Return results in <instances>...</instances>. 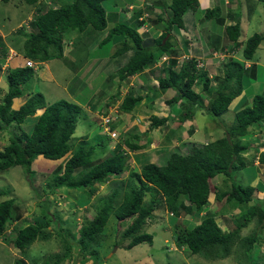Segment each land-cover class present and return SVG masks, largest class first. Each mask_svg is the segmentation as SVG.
I'll return each mask as SVG.
<instances>
[{
	"label": "trees",
	"instance_id": "obj_1",
	"mask_svg": "<svg viewBox=\"0 0 264 264\" xmlns=\"http://www.w3.org/2000/svg\"><path fill=\"white\" fill-rule=\"evenodd\" d=\"M8 1L2 0L4 4ZM24 1L35 8L38 7L39 10L31 24L33 32L25 38L22 57L20 55L15 57L18 59V67L7 69L8 92L3 96L0 104V134L7 132L12 125L19 129L29 117L39 112L40 115L30 134L21 130L20 134H14L8 140V145L0 149V173L20 166L24 173L32 178L35 173L31 165L35 158L58 161L70 153L71 140L78 121L85 119L86 116L81 106L74 101L59 100L47 104L43 96L37 93L27 95L24 103L15 108V101L23 95L22 86L34 75L33 69L26 66V60L46 62L59 59L63 54L65 32L81 33L89 27L95 31H103L107 28L108 19L102 6L107 0H72L68 4L54 8L43 5L40 3L41 0ZM258 1L264 3V0ZM141 6L139 10L127 8L118 13L121 14L118 18L125 13H131L129 18L134 19L138 24L133 26L115 24L103 40V43H107L114 35H119L130 44L118 48L113 55L120 56L132 51L130 59L117 70L118 76H116L123 80L147 68H160L164 65L163 76L158 78V86L161 90L172 89L176 92V96L168 100L167 104L174 105L178 101L183 103L184 108L178 118L180 124L192 119V115L197 110L214 119L220 118L228 111L232 102L242 94L245 65L237 59H229L223 65L222 75L211 78L204 70L205 62L200 69L196 68L195 60H188L177 68L175 59H170L169 62H162L157 67L165 57L164 54L177 57L172 49L171 37L165 38L172 26L183 29L182 16L188 9L197 7V0H171L166 17L167 30L155 41L154 47L144 46L145 36L137 32L140 26H144L142 13H147L153 5L151 0H147ZM214 13H217V10L207 11L205 17L209 19L216 17L213 16ZM240 31L237 22L225 28L228 40L233 43L238 41ZM263 42L264 34L255 33L249 37L244 42L242 58L252 59ZM153 50L158 52L157 55ZM7 52L8 50L0 42L1 63ZM212 82L216 83L215 87L212 86ZM198 87L200 91L196 92L194 89ZM203 97H207V102ZM141 100L140 97L128 94L122 100L119 112L134 113ZM192 107L196 110H190ZM91 121L93 124H101L99 117H92ZM164 121L165 119L152 116L149 129L159 127ZM259 125L264 127V93L255 95L250 105L244 106L234 114L233 123L224 128L222 137L202 145L191 142L185 151L175 148L166 156L162 165L148 163L139 171L129 170L130 157L126 154L145 148L138 144L135 135H124L120 131L117 137L118 145L112 150L113 152L108 153V150H103L101 154L95 150L97 144L91 145V141L83 140L82 144L64 161L61 172L53 176L46 186L49 193L57 190L62 193L82 190L88 196H92L97 192L98 186L106 181L110 179L121 181V185L101 199V206L98 207L96 215L82 227L75 242L79 246L80 255L92 257L94 264L97 260L95 248L100 246L111 216L116 219L118 225L128 227H126L127 231L116 240L115 248L130 250L142 243L152 245L153 236L145 232L143 227L148 219L156 215L157 210L166 211L174 217L176 232L173 233V241L176 248H186L190 254L201 256L206 260L226 259L233 253L232 249H235L237 231L240 232L252 219H256L261 229L264 225V209L261 203L249 206L256 199L255 187L250 185L242 187L232 177L235 172L247 166L243 154L250 150L252 143L250 144L245 138L249 134H254L252 127ZM110 130H116L114 124L110 125ZM258 144L254 154L256 156L259 153L258 162L264 166V145L261 142ZM221 175L232 180L230 190L219 191L216 184H210ZM212 195L216 203L224 201L233 208L237 205L244 207L241 208L243 213L240 215V222L235 225L237 230L222 231L217 219L220 217L218 216L220 211L205 212L199 218L200 221L191 228L179 221L181 215L198 216L199 213L207 210ZM4 196L7 194L0 192V198ZM146 197H149L148 200ZM44 202L48 204L47 200ZM21 206L16 203L15 197L0 201V238L5 237L8 225L15 223L21 217ZM40 207L42 222L33 221L21 228L13 225L12 246L21 253H25L36 241L50 240L53 235L51 230L47 229L51 223H59L56 214L49 215L46 206ZM226 225L229 227L227 223ZM58 235L62 237L64 252L47 256L44 264H62L65 259L71 258L73 243L70 242V234L60 231ZM255 239L254 233L244 238L240 246L248 247L243 250L248 258L257 240ZM248 258V264H251L252 260ZM16 264L25 263L20 258L16 260Z\"/></svg>",
	"mask_w": 264,
	"mask_h": 264
},
{
	"label": "rangeland",
	"instance_id": "obj_2",
	"mask_svg": "<svg viewBox=\"0 0 264 264\" xmlns=\"http://www.w3.org/2000/svg\"><path fill=\"white\" fill-rule=\"evenodd\" d=\"M71 1L72 0H68L67 2L70 3ZM112 1L113 0H109L106 3V6L112 4ZM240 2L244 3L245 0H241ZM40 3H42L43 5L45 4L42 0ZM31 9L35 10L36 12L39 10V8L36 9L33 6L26 4L24 0H9L5 4L0 3V25L4 24L5 28L10 29V33H6L4 29L0 27V42L2 43L3 47L8 50L7 53L16 51L18 54L20 53L19 55L22 57L21 51L24 48L25 38L33 32V28L31 27L32 22L28 24V27L23 24V26L17 27L15 30L13 25L17 20L15 18L21 17L23 14L28 13V11H30ZM195 9L196 8H194L193 10ZM4 10L8 13V15L2 16L1 12H3ZM35 14L36 13H34V18L35 16H37ZM252 19H257V15L255 14V12H253L252 14ZM257 24L259 26V23ZM258 31L259 29L254 30L253 32L255 33ZM69 32L70 31L65 32L64 35ZM252 33H250V37L254 34ZM14 35H16L17 37H15ZM12 38H14L13 42H11L10 40ZM103 46L107 49L109 48L108 44H104ZM263 47L264 45L261 48H258V51L256 53V57L260 58L261 60L263 59L262 57H264ZM79 51V49L74 50L73 54L75 56V60L72 62L71 66L67 63L69 59L49 60L50 69L52 68L54 71V79L51 81L42 79L40 76V70L33 71V77L30 78V80L22 86V97L25 96V92H35L37 94H41L47 104L59 100L74 101L69 96V93L63 90L62 86H67L71 81V78H73V68L78 69L80 67L77 64L79 60L78 62L76 60L78 58ZM153 51L157 55L158 52H156L155 50ZM81 52L82 50L80 51V53ZM92 56H94V53L92 54ZM95 56L97 58H106V55H103V53L101 52H97ZM253 60H255V58ZM63 61L65 62L63 63ZM1 64L2 63L0 62V65ZM13 68H16V66H10V69ZM90 70L92 69L89 68L88 71ZM259 72L261 76L264 70L260 69ZM6 73L7 69L0 68V104L2 102L3 96L8 92ZM116 75L117 73H115L114 77ZM112 79V77H103L94 82H102L108 85H110L111 83L115 84V80ZM262 79L264 80V78ZM262 79L260 80L261 84L259 83L256 85L257 89H259L262 85ZM27 95L29 94H26V96ZM92 95L93 92L90 93L88 84L85 83L80 96L77 94L75 96L76 101L74 102L81 106L84 111V106L87 103H90L89 101L92 98ZM203 98L204 101L207 102V97ZM101 111L102 109L99 110L100 113ZM111 111L114 112L113 114L112 112H109V116L111 118H115L113 119L114 121L112 122V124H114V126L116 127L118 126L117 120L120 116V113L118 112V114H116L117 107L114 106H112ZM177 112L178 111H176V113ZM84 116H86V119L82 118L78 121V125L71 140L72 150L67 154L65 158L58 161H49L43 159L42 157L35 158L31 165V169L35 173L32 178H30L29 175L25 174L23 168L20 166L12 167L0 173V192L7 194V196H4V198L15 197L16 203L22 205L21 217L16 221L17 227H24L25 225L32 223L33 221L42 222L43 217L41 213L42 209L40 206H46L47 213L49 215L56 214L57 219L59 220V223L53 222L47 229L51 230L53 235L50 240L36 241L26 250L25 253H21L12 246L14 234L7 233L12 228V226L8 227V231L6 230L7 234L5 235V237L0 238V264H16V260L20 258L22 261H24L25 264H44V259H46L47 256L56 253L63 254L64 248L62 237L58 235V232L60 231L66 234L69 233L70 236H67L71 238L70 242L73 243V248L70 256L71 258L65 259L62 264H94L92 257H83L80 255L79 246H77L75 242L82 227L87 225L92 217L96 215L98 207L101 206V199L110 194L112 189L117 188L119 185H121V181L111 179L106 181L103 185L98 186L97 192L92 196H88L82 190H72L68 191L67 193H62L57 190L54 193H49V189L46 186L48 182H51L53 176L61 172L64 161L68 157H70V155L77 147L82 144L83 140L91 141V145L97 144L95 147L97 153H100L103 150H108V153L113 152L112 150L116 147V145H118L116 139L117 137L111 139L107 135L104 126L102 127V124H100L99 126L98 124H93L90 120L92 117L88 113ZM233 116L234 113L232 109H228V111L220 118L213 119L214 117L212 118L211 116L213 126L210 129L208 138H206V130L204 131L203 126H200L201 124L197 123L195 120H193L192 122L195 124V126H200V128H197L196 132L194 130L190 133L189 127L192 125V123L186 121V124L183 123V125L185 124V128H187V130L189 131H187V134L185 135L190 137L195 132L193 134V137L195 139L192 137V140H194V142H202L203 144H206L208 141H214L218 136H221L223 134L224 128L226 129L233 123ZM198 121L200 122L201 120L198 119ZM34 123L35 121L33 120V118L30 117L22 125H20L19 129L16 128L15 125H12L8 128L9 131L7 130V132H2L0 134V149L2 150L4 146L8 145V140L12 138L14 134H20L21 130L26 134H30ZM129 125H132V123H128V125L126 126L128 132L131 129V126ZM195 126L194 129L196 128ZM259 128H263V126H254L251 128V130L257 132V134H261L264 137V131L259 130ZM251 137H253V135L249 134L245 138V140H248L250 144L252 143V145H250V150L247 153L243 154V157L247 162V166L243 170L235 172L232 177L233 180L236 183H239L242 187L249 185L251 186L252 182H256V186H261V189H264V166L258 163L257 156H259V153H257L256 156L253 153V150L258 144V141L255 142L256 140H249ZM260 142L264 145V138L261 137L259 143ZM202 143L200 144L202 145ZM151 145L153 146V144ZM126 154L127 156H129L128 152H126ZM134 161L135 167L134 164H132V166L134 167V169L139 170L138 168H140L143 163L137 160ZM163 163L164 161H160L158 162V165H162ZM216 178L217 179H214L212 182H214L218 186L219 191L230 190V184L232 181L231 179L225 178L222 175L217 176ZM255 194H259V191H257V193H254V196ZM4 198H0V201L4 200ZM148 198L146 197L147 200ZM45 200H47V205L44 202ZM261 200H263V202L256 198L254 199V203L258 204L260 202V205L264 209V199ZM241 208L244 207L237 205L235 206V208H233L229 203H225L224 201H222L221 203H216L215 200L212 205V210L220 211L218 214V216L220 217L218 218L223 223L226 222L229 225L231 231L237 230V228H235V225L240 222V215L243 213ZM173 218L174 217L170 216V214L166 213V211L161 212V210H157L156 215L148 219L146 225L143 227V230L145 232L153 236L152 245L142 243L130 250H125L116 249L115 242L127 231V226L118 225L116 219L111 216L103 233L104 236L102 238V242L100 243L99 247L95 248V252L97 254V260L95 264H248V255L244 254L243 251L244 249H248V247L244 246L242 248L240 246L244 242V238L254 235V233L257 240L255 239L256 241L254 242V247L251 250V259H248L252 260L251 264H264V249L260 247L261 243H264V225L261 229V226L257 223L256 219H252L249 223H247V226L242 228L240 232L237 231L238 235L236 246L235 249H232L233 253L231 254V256L222 260H206L201 256L190 254V252L186 248H176V245L173 241V233L176 232V229L174 227L175 219ZM195 220L197 219L191 221L183 215H181L179 219V221L186 226L187 224H189V222L193 223L195 222Z\"/></svg>",
	"mask_w": 264,
	"mask_h": 264
},
{
	"label": "crops",
	"instance_id": "obj_3",
	"mask_svg": "<svg viewBox=\"0 0 264 264\" xmlns=\"http://www.w3.org/2000/svg\"><path fill=\"white\" fill-rule=\"evenodd\" d=\"M67 1L68 0H53V4L55 6H60L64 3H68ZM108 1L109 0L102 4L108 19V25L105 30L95 31L89 27L81 33L70 31L64 35L63 54L59 59H69L67 63L71 66L72 62L75 60L73 54L74 50L79 49L80 51L82 50V52L80 53L79 51L78 58L76 59L77 62L79 60L77 64L80 67L78 69L73 68V78H71L67 86L64 85L62 88L69 93V96L74 101H76L75 96L77 94L80 96L83 86H85V83L88 84V89L90 93L93 92V95L89 101L90 103L84 106V114L86 115L88 113L91 117L96 118L99 117V110L102 109L104 104L112 106L113 103V106L118 108L122 100L128 94L142 99L138 104L139 106L137 111H135L136 113H123L120 111V116L117 120L118 126H116V129L123 132L125 135H135L138 139V144L145 146L143 150L128 152L130 157L128 163L129 170L134 169V160L143 163L141 167L138 168L140 170L145 164H158L160 161H165L166 156L175 148L185 151L188 144L194 142V140H192L193 134L200 126H203L204 131L206 130V138H208L213 124L211 116L203 115L197 110L195 114L192 115V119L186 120L192 123L189 127L190 133L194 130L195 132L190 137L185 135L187 131H189L184 126L186 121L183 122L185 123L183 125V123L180 124L178 120L184 108L183 103L178 101L174 105H168V100L175 97L176 93L171 89H166L165 91L161 90L158 86V78L163 76L162 69L164 65L160 68H147L143 72L123 80H120L117 76L114 77L117 70L130 59L132 51H128L120 56L113 55L118 48L127 44L129 46L130 44L119 35H114L107 43H103V40L107 37L109 31L115 24H124L127 26L138 24L136 23L137 21L132 18L125 19L123 16L118 18V16L121 15L118 13L126 10L130 6L134 7V10H139L144 1L147 0H113L112 4L106 6ZM240 1L241 0H197L196 9H188L182 16L183 29L172 26L167 35L171 37L172 49L176 52L177 57H172L169 54L163 55L168 58L167 62H169L170 59H175L177 68L188 60H202L205 62L204 70L208 73L210 78L221 76L223 65L229 59L241 61L246 69L242 77V94L238 99L232 102L229 108L232 109L234 114L244 106L250 105L255 95L264 93V80L262 79L264 78V72L261 76L259 72L260 69L264 70V57H262V60L257 58L256 53L258 50H256L252 59L247 60L242 58L244 42L250 37V33L259 29V31L255 33L264 34V3L258 0H245L244 3ZM151 2L153 6L151 9H148V15L143 17L144 26L142 25L137 29L139 35L145 36L143 44L147 47H154L155 41L167 30L166 17H168L167 12L169 11L168 8L171 4V0H151ZM0 3H3L2 0H0ZM37 8L38 7H36V9ZM210 10H217V13L213 14V16L216 17H211L210 19L205 17V13ZM253 12L257 15V19H252ZM34 13L37 15V12L31 9L21 17L15 18L17 20L13 25L14 30L17 27L23 26V24L28 27V24L33 22ZM1 14L2 16L8 15L5 10L1 12ZM143 14L144 12L142 15ZM236 22L239 23L241 31L238 41L233 43L228 40L225 28L229 25H234ZM257 23H259V26ZM0 27H2L6 33H10V29L5 28L4 24L0 25ZM14 36L17 37L16 35ZM10 40L13 42L14 38ZM104 44H108L109 48L107 49L104 47ZM263 45L264 43H261L258 48H261ZM97 52L103 53V55H106V58H97L95 56ZM224 52L225 56L223 57L221 53ZM93 53L94 56H92ZM213 54H215V56H213ZM254 58L255 60H253ZM17 60L18 59L13 58L9 65L3 62L0 68L8 69L7 67L10 68V66L18 67L17 64L19 63ZM49 62V60L46 62H39L38 70L41 72L40 76L42 79L51 81L54 79V71L52 68L50 69ZM64 62L65 61H63V63ZM89 68L92 70L88 71ZM103 77H112V80H115V84L111 83L108 85L102 82H94ZM261 79L263 81V86L261 85L260 88L257 89L256 85L259 83L261 84ZM212 86L215 87L216 83L212 82ZM194 90L196 92L200 91L199 87ZM31 93L35 92H25V96ZM25 96L15 101V108L24 103L26 100ZM194 110H196V108H194ZM176 111L178 112L176 113ZM39 115L40 112L31 118L36 122ZM152 116L165 119V121L159 127L149 129ZM198 119L201 121L199 122ZM193 120L201 125L199 127L195 126L192 122ZM128 123H132V125H129L131 126V129H128L129 132L126 127ZM194 126L196 127L195 129ZM263 128H259V130L264 131ZM222 136L223 134L217 138ZM261 137L264 138L261 134L254 132L253 137L249 140H256L255 142L258 141L259 143ZM209 142L211 141L207 143ZM196 143L200 144L202 142ZM151 144H153V146ZM255 149L256 147L253 153L256 151ZM132 164H134V167ZM135 170L139 171L137 169ZM210 184L215 185L214 182H210ZM251 186L255 187V193L259 191V194H255V196L258 200L263 202L261 199H264V189H261V186H256V182H252ZM213 202L214 196L212 195L207 210L199 213L200 215L198 216L187 215L186 218L191 221L197 219L193 223L189 222L187 226L190 228L195 226L200 221L198 219L203 216L205 212H215V210H212ZM253 204L254 201H252L249 206ZM217 219L220 222L222 231L228 232L230 228L226 223H223L219 218ZM260 247L264 249V243H261Z\"/></svg>",
	"mask_w": 264,
	"mask_h": 264
},
{
	"label": "built area",
	"instance_id": "obj_4",
	"mask_svg": "<svg viewBox=\"0 0 264 264\" xmlns=\"http://www.w3.org/2000/svg\"><path fill=\"white\" fill-rule=\"evenodd\" d=\"M44 1H45V3H50V0H44ZM133 8H134V7L130 6L128 9H129V10H133ZM130 15H131V13H125V14H123L122 16H123L125 19H127V18H129ZM147 15H148L147 13H144V14H143V17H146ZM143 17H142V18H143ZM140 20H141V19H140ZM221 54L223 55V57L225 56V53H221ZM213 56H215V54H213ZM11 58H12V55L10 54L9 57L7 58V61H8L9 59H11ZM167 60H168L167 57H163V58H162V62H167ZM203 63H204V62L201 61V60H196V68H197V69L202 68L203 65H204ZM160 64H161V62L157 65V67L160 66ZM26 65L29 66V67H33V63L30 62V61H27V62H26ZM108 105H109V104H108ZM108 105H106V104L103 105V107H102V111H101V113H99V118L101 119L102 127L104 126L107 135H108L111 139H113V138H115V137H118L117 135H119V132H117V131H115V130H110V125L112 124V122L114 121L113 119H115V118H111V117L109 116V112H112V114H113L114 111H111L112 106H111V105L108 106ZM115 112H116V111H115Z\"/></svg>",
	"mask_w": 264,
	"mask_h": 264
},
{
	"label": "clouds",
	"instance_id": "obj_5",
	"mask_svg": "<svg viewBox=\"0 0 264 264\" xmlns=\"http://www.w3.org/2000/svg\"><path fill=\"white\" fill-rule=\"evenodd\" d=\"M44 3H45V1L44 0H42ZM45 5H47L48 7H56L54 4H53V0H50V3H45ZM129 8V7H128ZM15 52V53H14ZM14 52H9V53H7L6 55H5V57H4V59H3V62L5 63V64H7V65H9V63H10V61L13 59V58H15L17 55H19L16 51H14ZM12 55V58L11 59H9L8 61H7V58L9 57V55ZM213 57V56H212ZM27 61H30V62H32L33 63V67H29V66H27V67H29V68H32L33 69V71H37L38 69H39V62H33V61H31V60H26V62ZM2 62V63H3ZM245 67V66H244ZM247 67V66H246ZM8 69H9V67H7ZM113 106V105H112ZM118 112H119V107L117 108V113L116 114H118ZM120 113V112H119ZM115 131H117V132H119L120 133V131H118L117 129L115 130ZM123 133V132H122ZM117 139V138H116ZM13 225H16V222L15 223H13V224H10V225H8V227H10V226H12V228H13ZM8 227H7V229H8ZM12 228L8 231L7 229V233H12ZM7 233H5V234H7ZM1 238H3V237H1Z\"/></svg>",
	"mask_w": 264,
	"mask_h": 264
},
{
	"label": "water",
	"instance_id": "obj_6",
	"mask_svg": "<svg viewBox=\"0 0 264 264\" xmlns=\"http://www.w3.org/2000/svg\"><path fill=\"white\" fill-rule=\"evenodd\" d=\"M167 38H168V36H166V38H165V39H167ZM164 41H165V40H164ZM164 41H163V42H164Z\"/></svg>",
	"mask_w": 264,
	"mask_h": 264
}]
</instances>
